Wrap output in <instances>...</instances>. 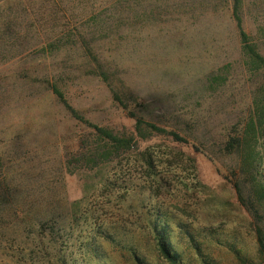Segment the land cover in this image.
I'll return each mask as SVG.
<instances>
[{
  "label": "rangeland",
  "instance_id": "374dc122",
  "mask_svg": "<svg viewBox=\"0 0 264 264\" xmlns=\"http://www.w3.org/2000/svg\"><path fill=\"white\" fill-rule=\"evenodd\" d=\"M232 6L0 0L2 177L46 221L12 225L0 264H169L158 236L176 264H264L235 189L255 195L247 163L264 185V64ZM241 17L264 59V0ZM92 126L132 142L117 151Z\"/></svg>",
  "mask_w": 264,
  "mask_h": 264
},
{
  "label": "trees",
  "instance_id": "16d2710c",
  "mask_svg": "<svg viewBox=\"0 0 264 264\" xmlns=\"http://www.w3.org/2000/svg\"><path fill=\"white\" fill-rule=\"evenodd\" d=\"M232 2H233V6H232L231 17L235 23L237 33L243 47L247 49L251 54H254L253 61H255L256 59L258 63L264 64V59L256 53V49L258 48V45L256 44V42L250 39V36L243 27V22L241 17L242 0H232ZM52 90H53V94L70 112L71 116H73L77 120L83 121V119L66 104V101L64 100L61 93H59L58 90L54 87H52ZM92 128L98 134V136L102 138L104 142L111 144V146H113V149H117V151H121L122 147L127 146L128 143L132 142L131 137H129L128 135H118V134L114 135L113 133H108L103 129H100L95 126H92ZM242 146H243V142L240 139V137L237 138L231 137L229 141L225 142L224 149L227 153H235V152H240V150H242ZM252 157L253 156L251 154L248 155V159L254 161ZM247 165L250 169L249 170L250 178H251L250 184H252L253 186L255 195L254 197H248L247 199H244L240 187L237 185L235 186V189L237 192L239 203L245 208L246 212L250 215L251 219L253 220L254 223L253 230L256 238V243L258 246V252L259 255L264 259V185L263 183H260L258 179V175H257L258 164L253 165L251 163H247L245 166ZM3 172H4V167L1 162V155H0V241L2 239V236L6 235V231L9 232L12 225L18 224L20 222L27 224L30 227L29 229L38 227L40 229V232H44L45 228L43 226L46 225V221L43 222L42 220L39 221L31 220L29 222V220L32 217V214L30 213V211L24 208L25 205L27 204L26 203L27 199H25V202L23 203L19 202L18 196L12 193V188L14 190H17L18 185L16 184V182L4 179V177H2ZM159 227L162 229H166L167 225L164 224L163 227L162 226ZM10 233L18 235L20 234V230L14 228L12 231H10ZM102 237H103V233L98 234L97 236V238H102ZM97 238L95 240L96 242L95 247L99 251L104 252ZM156 238H157V247L163 258L169 264H176L177 255L174 249H172V246L167 244V242H165L160 236ZM14 240H15V236L13 237L12 241ZM29 246L30 245H28V247ZM19 251H22V248H19Z\"/></svg>",
  "mask_w": 264,
  "mask_h": 264
}]
</instances>
